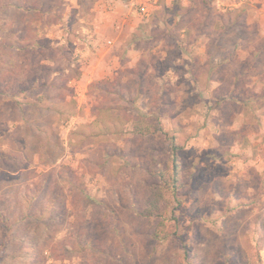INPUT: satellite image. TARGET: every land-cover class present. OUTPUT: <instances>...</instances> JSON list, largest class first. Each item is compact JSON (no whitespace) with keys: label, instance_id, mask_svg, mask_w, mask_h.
I'll use <instances>...</instances> for the list:
<instances>
[{"label":"rangeland","instance_id":"rangeland-1","mask_svg":"<svg viewBox=\"0 0 264 264\" xmlns=\"http://www.w3.org/2000/svg\"><path fill=\"white\" fill-rule=\"evenodd\" d=\"M0 264H264V0H0Z\"/></svg>","mask_w":264,"mask_h":264},{"label":"trees","instance_id":"trees-1","mask_svg":"<svg viewBox=\"0 0 264 264\" xmlns=\"http://www.w3.org/2000/svg\"><path fill=\"white\" fill-rule=\"evenodd\" d=\"M114 82V81H113ZM104 83H110V81H99L92 83V86L101 87V84ZM112 84V82H111ZM104 89V88H103ZM120 96V94H119ZM140 116V115H139ZM137 117L138 119L134 123V131L140 135H154L158 132H161L165 138L168 141V153L170 155V162L171 165L169 167V170L167 172H160L159 176L161 179V183L158 185L159 188V194H156L154 198H152L149 201V210L147 215L149 217L151 216H157L158 214L154 213L157 207L163 202L165 203L167 201V198L165 197V191L170 192L171 195L176 196L177 194V188H178V180L180 177V157H179V149L180 145L178 144L177 135L176 134H170L168 131H166L160 123L158 125L154 126V122L148 118L144 117ZM154 214V215H153ZM154 237L159 240H163L165 237H161L159 233H155ZM3 243L1 244V246Z\"/></svg>","mask_w":264,"mask_h":264},{"label":"built area","instance_id":"built-area-1","mask_svg":"<svg viewBox=\"0 0 264 264\" xmlns=\"http://www.w3.org/2000/svg\"><path fill=\"white\" fill-rule=\"evenodd\" d=\"M133 5L143 14H148L159 0H132Z\"/></svg>","mask_w":264,"mask_h":264},{"label":"crops","instance_id":"crops-1","mask_svg":"<svg viewBox=\"0 0 264 264\" xmlns=\"http://www.w3.org/2000/svg\"><path fill=\"white\" fill-rule=\"evenodd\" d=\"M95 10H97L96 11V17H99L100 16V19L99 20H102L103 18H105V15L104 14H106V13H100L99 12V9H98V7L96 6L95 7ZM101 14V15H100ZM107 17V16H106ZM107 18H109V17H107ZM101 24L99 25V26H97V28L95 29V30H92L90 33L91 34H97V33H100L101 32ZM110 32V31H109ZM100 36V34H98V37ZM107 38H109V37H107ZM101 43V42H100ZM102 45H103V43H101Z\"/></svg>","mask_w":264,"mask_h":264}]
</instances>
